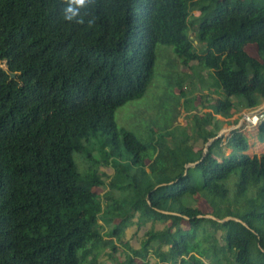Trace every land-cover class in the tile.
I'll list each match as a JSON object with an SVG mask.
<instances>
[{
  "label": "trees",
  "instance_id": "obj_1",
  "mask_svg": "<svg viewBox=\"0 0 264 264\" xmlns=\"http://www.w3.org/2000/svg\"><path fill=\"white\" fill-rule=\"evenodd\" d=\"M63 7L0 0V264H137L147 254L154 259L142 264H220L200 247L218 231L228 263L264 264V153H246L242 127L226 137L225 156L222 136L204 152L186 133L152 129L143 140L115 122L119 107L145 93L159 44L192 71L169 85L172 123L184 104L195 140L218 134L217 115L260 104L264 0H95L81 10L84 24L65 21ZM194 76L206 92L197 112L186 96ZM256 139L264 144V119ZM186 197L204 200L216 219ZM131 226L147 227L137 249L120 238Z\"/></svg>",
  "mask_w": 264,
  "mask_h": 264
},
{
  "label": "rangeland",
  "instance_id": "obj_2",
  "mask_svg": "<svg viewBox=\"0 0 264 264\" xmlns=\"http://www.w3.org/2000/svg\"><path fill=\"white\" fill-rule=\"evenodd\" d=\"M194 15L198 14V11H193L192 12ZM192 34V33H191ZM193 36V35H192ZM195 46L198 48L200 46L199 43H195ZM247 49L252 55L257 56V50L255 48V45L250 44L247 46ZM155 53H156V59L154 63V69H153V74L151 81L149 85L147 86V89L145 93L138 99L132 100L128 103H126L124 106L119 107L115 111V122L119 128L124 127L130 131H132L134 134L142 138L143 140H147L149 136L152 134V129L154 130V134L156 136L161 135L166 129H169L172 131L170 134L173 136H181V134L186 133L187 140L189 144H193L194 149L197 147L205 149L206 144L203 143L201 139L195 140L193 133H192V114L190 110L184 106V104L179 105V117L174 119L172 123V116H173V111L176 106V96H175V91L172 88L173 82L169 81L170 78L175 77L174 80L179 78V74L183 72H192L188 67L180 65L179 60L177 59L174 49L172 46L168 45H162L159 44L155 48ZM195 64V62H192ZM193 85H192V95L188 93L186 96L189 99H193L192 102H190L188 105L191 106L192 103V108L194 111H198V106L200 105L198 101H201L203 93H206L203 90L196 89L197 86H199L197 78L194 76L192 78ZM208 81L214 83L215 78L211 77V80L208 79ZM216 82V81H215ZM171 83V84H170ZM172 86H170V85ZM186 84V83H185ZM192 84V82H191ZM202 86V85H201ZM186 90L191 89V85L189 84L188 87H185ZM178 90H176L177 92ZM175 93V94H174ZM201 93V94H200ZM185 96V97H186ZM197 96V97H195ZM199 96V100L197 101ZM197 98V99H196ZM195 102V103H193ZM201 111V109H199ZM206 111L202 110L201 112ZM241 114L236 115V117L240 118ZM219 119H222L221 117H218ZM224 122L222 124V129H225L224 134L222 137L225 135L226 132H228V128L231 126L230 121L231 120H226L222 119ZM168 127V128H167ZM242 131L246 134V137L249 142V148L246 151L247 154L250 156L256 154L260 156L261 154L264 153V145H259L257 139H256V126H253L247 122H244L242 125ZM221 129V130H222ZM172 139H168L167 141L171 142ZM169 142V143H170ZM225 139H223L222 146H221V152L223 155H228L230 153V150L224 146ZM80 154H75V160L76 163L80 166V169L84 166L83 163L80 164L79 160ZM126 157V156H125ZM127 157L125 158V160ZM106 172L111 173L112 170L105 167L104 168ZM236 175L232 174L229 179H228V184L231 185L235 181ZM97 191L99 193H103L105 189L98 188ZM102 197V196H101ZM103 200V199H102ZM186 202L188 205L191 206H196L198 207L203 213L206 215L210 214L211 208L209 205L202 199H197V201L194 198L191 197H186ZM147 227H150L149 224H147ZM147 227H143V229H136L134 226H131L128 228L125 233L122 235L124 240H128L132 248H139L141 245V241L143 239V233L144 230ZM156 228L161 229L163 228L162 224H156ZM202 230H205V232H211L210 225L204 223L203 227H201ZM220 231L217 232L215 236L214 241L211 237L209 236L208 240H202L201 242V249L205 253L204 259H206L209 263H213V258L220 260V264H231L228 263V254L227 251L223 250V245L224 242L222 239L219 238ZM203 237V234L202 236ZM120 251H126L127 253H132V251L129 248H123L120 247ZM215 251V252H214ZM147 253H150L149 250ZM123 255L125 254L124 252L122 253ZM208 254V255H207ZM118 256V255H117ZM120 259V256H118ZM251 257L253 258L254 261L257 260L258 254L257 253H251ZM122 258V257H121ZM148 258V262L154 259V256L152 254H147V257L145 255H142L141 257L135 258L137 264H142L143 262H146V259ZM262 262H264V254L260 257ZM147 262V263H148ZM117 262L115 261H108L105 262V264H116ZM159 263V262H158ZM169 264H175L169 263Z\"/></svg>",
  "mask_w": 264,
  "mask_h": 264
},
{
  "label": "clouds",
  "instance_id": "obj_3",
  "mask_svg": "<svg viewBox=\"0 0 264 264\" xmlns=\"http://www.w3.org/2000/svg\"><path fill=\"white\" fill-rule=\"evenodd\" d=\"M63 2H64V7L61 10L62 18L68 22H75L76 24H84L85 20H84V16L81 15V10L95 3V0H63ZM88 23L91 24L92 21L89 20ZM236 124H233V125H236ZM229 134L225 133V135L223 136V139H225V137ZM188 166L190 165H186V167Z\"/></svg>",
  "mask_w": 264,
  "mask_h": 264
},
{
  "label": "water",
  "instance_id": "obj_4",
  "mask_svg": "<svg viewBox=\"0 0 264 264\" xmlns=\"http://www.w3.org/2000/svg\"><path fill=\"white\" fill-rule=\"evenodd\" d=\"M12 76H14V74H12ZM263 112H264V100H262L261 103L258 104L257 106L245 110V111H244V114H245L246 116H248L250 119H253L255 116H258L259 114H261V113H263ZM239 126H240L239 122H238L236 125H232V126H230V127L227 129L228 132H226V133L229 134V132H231L233 129H235V128L239 127ZM224 131H225V129L220 130V131L218 132V134H217L215 137L209 139V141L206 143V147H205V149H204V152L209 148L210 144L213 142L214 139H217V138L221 137V136L224 134ZM207 216L216 219V218H215L214 216H212V215H207ZM229 218H230V217H225L224 219H217V220L220 221V222H224L225 220H227V219H229ZM236 220L241 221V220H239V219H236ZM263 251H264V250H263Z\"/></svg>",
  "mask_w": 264,
  "mask_h": 264
},
{
  "label": "built area",
  "instance_id": "obj_5",
  "mask_svg": "<svg viewBox=\"0 0 264 264\" xmlns=\"http://www.w3.org/2000/svg\"><path fill=\"white\" fill-rule=\"evenodd\" d=\"M262 119H264V112L263 113H261V114H259L258 116H255L253 119H250L248 116H246L245 114H244V112H242V114H241V117L239 118V124H240V126H239V128H241V125L244 123V122H247V123H249V124H251V125H253V126H257V124L262 120ZM250 120H254V123H250ZM229 135H227L226 137H228ZM226 137H225V139H226Z\"/></svg>",
  "mask_w": 264,
  "mask_h": 264
},
{
  "label": "crops",
  "instance_id": "obj_6",
  "mask_svg": "<svg viewBox=\"0 0 264 264\" xmlns=\"http://www.w3.org/2000/svg\"><path fill=\"white\" fill-rule=\"evenodd\" d=\"M246 50H247V52L250 54V55H252V53H250L249 51H248V49H247V47H246ZM252 56H254V55H252ZM204 110H206V111H209L208 109H204ZM246 109H244L243 111H240V112H237V113H235L231 118H229V119H226V120H234V119H237L238 117H236V115H238V114H240V113H242V112H244ZM217 117H221V116H219V115H217ZM222 119H225V118H223V117H221ZM259 143V145H264L263 143H260V142H258ZM230 150V149H229Z\"/></svg>",
  "mask_w": 264,
  "mask_h": 264
},
{
  "label": "bare ground",
  "instance_id": "obj_7",
  "mask_svg": "<svg viewBox=\"0 0 264 264\" xmlns=\"http://www.w3.org/2000/svg\"><path fill=\"white\" fill-rule=\"evenodd\" d=\"M250 123H254V120L252 121V120H250Z\"/></svg>",
  "mask_w": 264,
  "mask_h": 264
}]
</instances>
